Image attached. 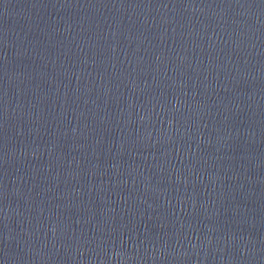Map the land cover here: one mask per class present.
<instances>
[{"label": "water", "instance_id": "obj_1", "mask_svg": "<svg viewBox=\"0 0 264 264\" xmlns=\"http://www.w3.org/2000/svg\"><path fill=\"white\" fill-rule=\"evenodd\" d=\"M0 264H264V0H0Z\"/></svg>", "mask_w": 264, "mask_h": 264}]
</instances>
